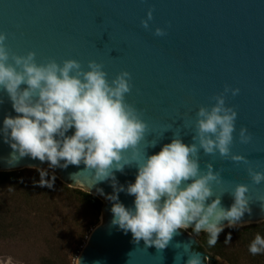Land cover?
<instances>
[{
    "label": "water",
    "instance_id": "1",
    "mask_svg": "<svg viewBox=\"0 0 264 264\" xmlns=\"http://www.w3.org/2000/svg\"><path fill=\"white\" fill-rule=\"evenodd\" d=\"M150 10L152 20L144 29L141 21ZM156 28L166 35L155 36ZM0 33L6 35L10 55L32 52L37 64L75 60L87 71L94 61L103 66L109 81L128 72L131 91L125 101L148 126L138 145L141 154H155L174 135L191 143L198 109H210L212 98L225 87L239 89L236 96L225 95V106L237 112L230 153L244 161L201 152V169L211 163L220 172L221 184H214L213 192L224 194L225 208L233 203L230 192L236 185L248 187L251 213L235 227L264 223L259 201L264 199V184H253L247 172L248 168L264 171V0H0ZM0 101L2 124L5 115L15 113L3 91ZM241 127L251 134L247 144L239 142ZM153 142L158 143L155 148ZM11 151L0 137V173L48 167L28 157L8 164ZM49 172L103 204L102 226L92 235L80 264H187L197 252L196 239L181 230L161 250L145 247L143 241L134 243L131 233L111 225V203L97 194V188L111 194L110 182L93 185L92 173L84 171L83 164ZM74 174L78 176L73 180ZM115 175L120 184L131 183L136 168L126 167ZM133 199L119 194L125 206H131Z\"/></svg>",
    "mask_w": 264,
    "mask_h": 264
},
{
    "label": "clouds",
    "instance_id": "2",
    "mask_svg": "<svg viewBox=\"0 0 264 264\" xmlns=\"http://www.w3.org/2000/svg\"><path fill=\"white\" fill-rule=\"evenodd\" d=\"M151 20L150 10L142 27L148 29ZM154 35L166 33L156 28ZM5 40L6 35L0 33V91L6 93L15 115H5L0 137L12 150L8 164L25 157L47 163L46 169L33 166L40 187H54L56 176L49 169L83 164L84 171L92 173L93 185L110 182L111 194L100 188L96 191L111 203V225L124 234L131 233L134 243L143 241L145 247L158 250L166 248L178 230L189 228L204 233L207 245L214 247L225 227L235 228L251 213L248 187L236 185L230 192L233 203L225 208L221 201L224 194L213 192V185L221 184L220 172L214 171L211 163L202 170L200 161L201 152L244 161L230 153L237 112L225 106V95L236 96L239 89L225 87L212 98L215 103L210 109H198L191 143L174 135L155 154H141L138 145L145 140L148 126L125 101L131 91L128 72L109 81L103 66L94 61L88 63L87 71L75 60L37 64L35 53L10 55ZM238 138L247 144L251 134L241 127ZM157 144L153 142L152 148ZM133 166L134 182L120 184L115 173L123 174L126 167ZM247 172L253 184H264V171L248 168ZM120 193L134 197L131 206L119 200ZM259 201L264 209V199ZM231 239L228 233L224 243L230 244ZM248 251L253 256L264 254V236L257 233ZM205 259L193 252L187 264H204Z\"/></svg>",
    "mask_w": 264,
    "mask_h": 264
},
{
    "label": "trees",
    "instance_id": "3",
    "mask_svg": "<svg viewBox=\"0 0 264 264\" xmlns=\"http://www.w3.org/2000/svg\"><path fill=\"white\" fill-rule=\"evenodd\" d=\"M38 181L36 170L0 173V241L35 244L39 239L43 253L37 257L36 264H71L70 254L72 259L78 255L90 230L98 223L103 204L95 196L72 189L57 178L52 189L40 187ZM11 190L14 191L9 193ZM56 200L74 205L79 211V218L74 222L73 249L70 242L38 238L42 224L50 221L54 213ZM189 233L198 242L194 249L209 256L210 264H216V258L228 264H264V254L253 256L248 251L257 233L264 236V223L224 229L214 247L207 245L204 233L196 234L192 230ZM228 233L232 239L230 244H225Z\"/></svg>",
    "mask_w": 264,
    "mask_h": 264
},
{
    "label": "rangeland",
    "instance_id": "4",
    "mask_svg": "<svg viewBox=\"0 0 264 264\" xmlns=\"http://www.w3.org/2000/svg\"><path fill=\"white\" fill-rule=\"evenodd\" d=\"M14 190L9 191L11 193ZM8 193V192H7ZM56 208L53 215L49 217L50 221L42 224V227L39 229L38 238L43 237L46 239L55 238L59 241L71 243V249H73V241L75 240L74 236V222L75 219L79 218L78 209L71 204H68L63 201H55ZM102 214L101 213L97 225L90 230L88 238L85 240V243L80 248L78 255L75 259H72L73 256L70 254L71 264H78V259L80 260L85 248L91 240L92 235L97 229L102 226ZM53 225H51V224ZM189 230H181L187 237L195 238L194 235L189 233ZM56 241V240H55ZM41 242L39 239L35 241V244L30 243H20V242H4L0 241V264H36L35 261L38 256L43 253V249L39 244ZM195 246L198 245L197 240H195ZM205 264H210V257L205 255ZM216 264H228L226 261L216 258Z\"/></svg>",
    "mask_w": 264,
    "mask_h": 264
}]
</instances>
